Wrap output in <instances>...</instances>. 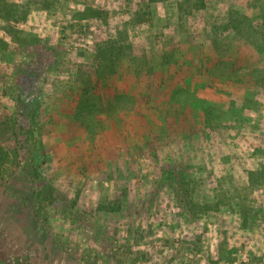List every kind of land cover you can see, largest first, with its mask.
<instances>
[{
    "label": "rangeland",
    "instance_id": "obj_1",
    "mask_svg": "<svg viewBox=\"0 0 264 264\" xmlns=\"http://www.w3.org/2000/svg\"><path fill=\"white\" fill-rule=\"evenodd\" d=\"M0 264H264V0H0Z\"/></svg>",
    "mask_w": 264,
    "mask_h": 264
},
{
    "label": "trees",
    "instance_id": "obj_2",
    "mask_svg": "<svg viewBox=\"0 0 264 264\" xmlns=\"http://www.w3.org/2000/svg\"><path fill=\"white\" fill-rule=\"evenodd\" d=\"M198 7L199 8L203 7V3L200 2L198 4ZM102 207H103V205H96L95 207H93V209L96 212V211L100 210ZM89 218H90L89 213H87L85 210L80 209V210H77L73 213V219L72 220H76L79 223L78 227L81 229V232L83 233V231L86 230L89 225H91Z\"/></svg>",
    "mask_w": 264,
    "mask_h": 264
},
{
    "label": "crops",
    "instance_id": "obj_3",
    "mask_svg": "<svg viewBox=\"0 0 264 264\" xmlns=\"http://www.w3.org/2000/svg\"><path fill=\"white\" fill-rule=\"evenodd\" d=\"M205 46V45H204Z\"/></svg>",
    "mask_w": 264,
    "mask_h": 264
}]
</instances>
